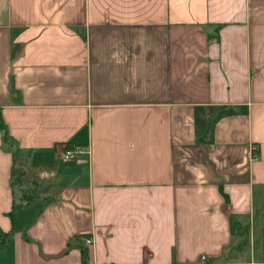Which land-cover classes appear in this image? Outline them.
<instances>
[{"label": "crops", "instance_id": "obj_1", "mask_svg": "<svg viewBox=\"0 0 264 264\" xmlns=\"http://www.w3.org/2000/svg\"><path fill=\"white\" fill-rule=\"evenodd\" d=\"M0 264H264V0H0Z\"/></svg>", "mask_w": 264, "mask_h": 264}, {"label": "built area", "instance_id": "obj_2", "mask_svg": "<svg viewBox=\"0 0 264 264\" xmlns=\"http://www.w3.org/2000/svg\"><path fill=\"white\" fill-rule=\"evenodd\" d=\"M90 153L88 146H83L80 144H64L61 151L60 157L64 162H68L74 158H78ZM86 245H91L93 243L92 237L88 236L85 238Z\"/></svg>", "mask_w": 264, "mask_h": 264}, {"label": "trees", "instance_id": "obj_3", "mask_svg": "<svg viewBox=\"0 0 264 264\" xmlns=\"http://www.w3.org/2000/svg\"><path fill=\"white\" fill-rule=\"evenodd\" d=\"M11 215H13V216H14V213H11ZM14 218H15V216H14Z\"/></svg>", "mask_w": 264, "mask_h": 264}, {"label": "rangeland", "instance_id": "obj_4", "mask_svg": "<svg viewBox=\"0 0 264 264\" xmlns=\"http://www.w3.org/2000/svg\"><path fill=\"white\" fill-rule=\"evenodd\" d=\"M16 185H19V183H18V182H16Z\"/></svg>", "mask_w": 264, "mask_h": 264}]
</instances>
